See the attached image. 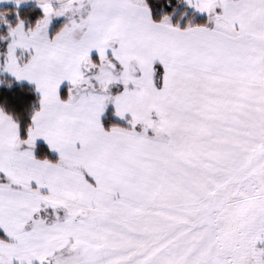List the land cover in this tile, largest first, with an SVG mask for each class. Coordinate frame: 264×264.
I'll return each instance as SVG.
<instances>
[{
  "label": "snow or ice",
  "instance_id": "6c2138e0",
  "mask_svg": "<svg viewBox=\"0 0 264 264\" xmlns=\"http://www.w3.org/2000/svg\"><path fill=\"white\" fill-rule=\"evenodd\" d=\"M0 264H264V0H0Z\"/></svg>",
  "mask_w": 264,
  "mask_h": 264
}]
</instances>
